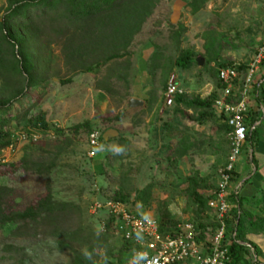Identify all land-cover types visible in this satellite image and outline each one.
<instances>
[{
	"label": "rangeland",
	"instance_id": "1",
	"mask_svg": "<svg viewBox=\"0 0 264 264\" xmlns=\"http://www.w3.org/2000/svg\"><path fill=\"white\" fill-rule=\"evenodd\" d=\"M17 1L0 0V62L7 67L20 49L13 45L20 42L40 82L18 96L23 80L0 65V72L6 73L5 78L0 75V102L11 101L0 112V128L13 142L0 153V187L8 189L0 196L7 214L34 206L49 191L55 202L65 204L63 210L36 220L0 224V264H133L129 245L107 215L92 210L95 200L118 193L130 210L162 218L170 229L181 221L194 223L205 240H212L218 228L216 212L209 204L200 207L191 191L198 190L209 201L218 188L232 151L230 127L215 110L202 117L207 112L185 107L186 130H176L174 117L165 122V92L172 82L188 90L195 89L191 83H218L221 92L219 64L240 63L246 68L250 63L229 61L225 54L233 46L238 50L254 29L264 35V0H155L130 56L90 73L71 70L59 36L47 25L30 35H15V43H10L1 23ZM152 35L160 40L150 62L154 90L146 105L132 108L135 54ZM184 42L201 44L204 63L175 72ZM97 54L87 63L97 60ZM241 78L240 84L245 81L243 72ZM190 93L194 98L201 95ZM239 95L242 99V90ZM172 106V115L181 111L176 102ZM39 114L45 115L47 126L29 121ZM85 121L104 137L103 149L94 158L88 155L86 130H73ZM251 150L247 142L242 155L249 163ZM259 260L264 263V253ZM255 261L253 256L251 262L258 264Z\"/></svg>",
	"mask_w": 264,
	"mask_h": 264
},
{
	"label": "trees",
	"instance_id": "2",
	"mask_svg": "<svg viewBox=\"0 0 264 264\" xmlns=\"http://www.w3.org/2000/svg\"><path fill=\"white\" fill-rule=\"evenodd\" d=\"M154 8L155 0H19L4 16L1 26L7 40L10 43L11 41L15 43L18 34L25 32L30 35L34 29L41 31V25H47L48 29L49 27L52 28L59 36L62 52L71 70L74 73H90L100 70L111 61L130 56L131 45ZM15 44H12L13 48L18 46L20 47V49L18 48L19 51L13 52V59L7 62V67L4 66L3 62H0V65L10 72L15 71V78L18 76L23 80L24 85L16 90V95L21 96L28 88L37 86L40 81L37 79V68L31 55L26 56L20 42ZM96 54L99 58L92 63H87V59L94 58ZM197 58L198 55L195 52L182 50L175 64L180 68L190 69ZM228 65L232 64H219V67ZM242 68L244 67L242 66ZM7 70L6 72H8ZM7 74L10 75V73ZM0 75L3 78L6 77V73L3 71L0 72ZM255 91L258 93V98L264 93L260 89ZM217 98L216 93L207 99L199 97L189 99L178 94L176 102L189 107L209 110V112L204 111L207 113H202V117H207L212 114L210 110H215ZM10 102H0V112H4ZM29 121L34 125L47 126L44 114H39L38 117L31 116ZM80 129L86 130L89 134L93 129L91 121H85L73 127L75 131ZM7 136L8 133L0 128V153L13 144ZM248 142L252 149L257 146L259 143L257 129L248 135ZM251 155L252 162L257 165L254 153ZM26 156L27 153L22 159L24 162ZM237 179L238 174L235 173L233 180L236 181ZM189 180L197 185L194 179ZM3 190L8 189L0 187V195ZM191 194L200 207L203 208L209 204L206 195L198 190H192ZM114 198L122 202L126 201L121 193H118ZM230 202L233 207L226 219L227 231L223 242L224 246L228 248V264H254L251 262L253 256L256 258L255 262L264 264L259 260V257L263 255L262 249L255 243L246 240L244 234L246 223L251 230L264 232V217L246 214L245 219L243 204L246 201L237 192L231 193ZM64 204L55 202L52 193L49 191L46 197L34 206H30L21 212L7 214L0 196V224L12 220H36L44 214H53L63 210ZM163 223L165 225L164 221ZM199 233V239L205 240L204 232L199 231Z\"/></svg>",
	"mask_w": 264,
	"mask_h": 264
},
{
	"label": "built area",
	"instance_id": "3",
	"mask_svg": "<svg viewBox=\"0 0 264 264\" xmlns=\"http://www.w3.org/2000/svg\"><path fill=\"white\" fill-rule=\"evenodd\" d=\"M264 63V42L247 68L245 96L235 100L234 91L242 77V65L235 63L219 69L222 94L215 101V111L230 127L231 155L222 172L218 188L209 200L218 219L216 235L212 240H200L194 223L181 221L173 229L167 228L162 218L142 215L130 210L126 203L115 199H97L92 205L95 214L104 213L115 231L129 245L133 264H228V248L224 246L227 221L232 209L231 185L248 135L257 129L256 121L248 122V91L251 85L262 90L264 77L256 79ZM182 91L173 82L167 91V104L172 105ZM258 95V93H257ZM27 135H23L26 138ZM33 140L38 136L31 134ZM103 134L93 128L88 134V155L97 156L103 149ZM13 145V144H12ZM12 145L10 146L12 148ZM8 147V148H10ZM5 151V150H4Z\"/></svg>",
	"mask_w": 264,
	"mask_h": 264
},
{
	"label": "crops",
	"instance_id": "4",
	"mask_svg": "<svg viewBox=\"0 0 264 264\" xmlns=\"http://www.w3.org/2000/svg\"><path fill=\"white\" fill-rule=\"evenodd\" d=\"M263 30L254 29V32L250 34L248 37L245 38V42L240 45V48L238 50H235V46H233V51L229 50L224 58L231 61H249L250 63L246 68H242V71L244 73V78H246L247 75V68L251 64L253 58L255 57L257 50L259 49V44H263L264 41V35L262 33ZM138 35L136 36L135 40L137 39ZM261 42V43H260ZM158 46L160 47V40L157 38V36L152 35L151 37L144 40L138 47L136 52V71L134 76V86L133 89L136 91L134 96L132 98H136L139 100H142L143 103L146 105L147 101L146 98H148L150 92L154 90V84L153 79L151 75L150 70V62L153 56L156 54ZM201 44L200 43H182L181 49L182 50H191L195 52L198 55L197 61L193 64V66L190 69H185L186 71L192 70L195 68V65L203 66L199 64L198 59L201 57L203 59L204 63V57H203V49H200ZM258 47V49H257ZM261 47V46H260ZM256 50V51H255ZM230 64V63H228ZM183 69V68H182ZM178 66L174 68L175 72H178ZM173 78H176V75L172 74ZM256 79H259L260 77H264V63L260 68V71L255 75ZM205 81L208 83L210 77H205ZM243 78H241L240 82ZM220 80V79H219ZM240 82L237 84L235 91H234V97L235 100H240L239 94L242 90L243 96H245L244 91L246 90V82L243 81V83L240 84ZM178 84V83H177ZM193 89L183 88L180 89L181 83L179 82L178 88L182 91L179 95H183L186 98L193 99L190 94V92H195V94H201L200 96H196L195 98L199 97L201 99H207L210 95L216 93L217 96L222 94V91L220 92V87L218 83H212L207 84V86L202 85H195L191 83ZM222 87V86H221ZM255 85H251L248 91L247 99L249 101V113H248V122L256 121L258 123L257 126V135L259 137V143L257 146L251 150L252 153H254L257 165H255L252 162V155L249 156L251 163L247 162V158L245 155H242L240 157V161L237 164L236 173L238 174V179L234 181L231 185L230 191L231 192H237L240 194L243 199H245L246 202L243 204V211L245 213V219L246 214H252L255 217H264V93L262 96L258 98L257 92L255 91ZM264 92V84L263 89ZM166 93V92H165ZM252 93V94H251ZM242 96V97H243ZM253 96V98H252ZM176 102V98L174 103ZM143 104V105H144ZM177 106H179L180 110L175 115H172L171 111L175 109L176 107H173L172 105L166 106L163 112H167V118L166 120H172L174 117V128L180 132H183L186 130V119L188 115L184 113V108L191 109L193 107H189L184 104L177 103ZM142 105V106H143ZM202 110V109H201ZM206 111V110H202ZM209 111V110H208ZM211 111V110H210ZM189 119V117H188ZM162 122V121H161ZM251 172V173H250ZM248 200V202H247ZM245 238L246 240L255 243L258 245L263 253H264V232L262 231H253L250 229L249 225L245 224Z\"/></svg>",
	"mask_w": 264,
	"mask_h": 264
},
{
	"label": "water",
	"instance_id": "5",
	"mask_svg": "<svg viewBox=\"0 0 264 264\" xmlns=\"http://www.w3.org/2000/svg\"><path fill=\"white\" fill-rule=\"evenodd\" d=\"M198 62H199V64L200 65H202L203 64V59L200 57L199 59H198ZM144 103H143V101L142 100H139V99H136V98H132L130 101H129V106L130 107H137V106H142Z\"/></svg>",
	"mask_w": 264,
	"mask_h": 264
},
{
	"label": "clouds",
	"instance_id": "6",
	"mask_svg": "<svg viewBox=\"0 0 264 264\" xmlns=\"http://www.w3.org/2000/svg\"><path fill=\"white\" fill-rule=\"evenodd\" d=\"M119 150V149H118Z\"/></svg>",
	"mask_w": 264,
	"mask_h": 264
}]
</instances>
